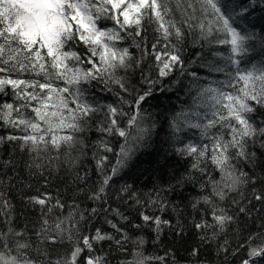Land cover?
Returning a JSON list of instances; mask_svg holds the SVG:
<instances>
[{
    "label": "snow or ice",
    "instance_id": "obj_1",
    "mask_svg": "<svg viewBox=\"0 0 264 264\" xmlns=\"http://www.w3.org/2000/svg\"><path fill=\"white\" fill-rule=\"evenodd\" d=\"M260 3L264 4V0ZM246 11L236 6L230 8L221 0H0V73L8 74L0 77V92L5 86H11L15 98L22 102L0 106V119L5 124L21 127L25 133L7 139L23 140L22 150L26 148L30 154L35 153L28 167H35L37 173L33 174L44 176L46 183L48 177L44 175L43 161L47 160L52 166V160H59L63 153L65 162L70 168L74 167L79 157L72 152L78 146L84 147L78 134L88 130L91 121L102 113L97 130L123 140L110 173L106 171L108 157L93 154L101 181L91 190L88 199L107 203L104 194L110 181L127 166L135 151L146 144L155 127V122L145 114L143 104L152 97L158 84L161 92L168 90L170 86H163V79L177 69L181 75L197 76L187 71L182 45L187 35L198 31L197 40L226 46L228 55L213 53L225 60L223 66L211 61L201 65L210 72L223 73L225 79L197 86L194 108L182 111L171 121L177 141L179 134L187 129L198 130L199 140L207 141L189 140L177 147L176 153L190 157L191 169L202 175L209 173V165L220 174L219 180L209 175L201 184V190L210 187V193L192 204L193 209L201 203L207 205L214 223L202 219L194 227L202 243L211 242L231 224L239 223L238 215L252 219L255 212L261 221L260 230L250 232L246 244L238 245L231 254L235 256L236 251L245 248L246 256L240 259V264H264V174L257 173V169L264 173V155L258 158L254 150L257 145L264 150V118H256V114L264 110V62L245 69L239 66L237 57L255 47L251 43L255 35L243 33L235 25L237 17H243ZM102 21H111L112 26ZM146 21L154 25L157 33L150 53L148 38L144 35ZM126 40L131 41L129 46H123ZM259 44L264 49V36ZM78 45H83V49ZM130 47L141 53L138 59L134 58ZM149 56L154 58L158 79H153L151 72L145 73L143 68ZM134 67L141 70V83L147 87L142 92L137 90L133 100L121 96L118 106L99 104L87 98L85 85L93 82L110 92L116 85L120 92L128 93V83L121 73ZM13 72H28L40 79L9 78ZM123 105H129V109L125 110ZM200 108L205 111H198ZM26 109L33 115L27 116ZM98 148L105 153L114 151L106 139L100 140ZM53 151L57 154L55 157L51 156ZM245 165L252 171L244 170ZM76 179L83 182L85 176L77 174ZM181 183L183 180H177V184ZM127 190V186L122 188L121 195ZM169 190L174 191L175 186H170ZM130 198L134 199V194ZM229 199L231 211L223 206ZM27 203L39 205L42 210L40 223L35 226V240L29 237L27 229L17 230L12 226L11 205L0 194V215L5 217L6 224V230L0 231V264H108L104 255L95 254L96 244L110 241L122 252L128 251L125 244L129 241L137 249L144 244L142 238L132 240L111 219H106V223L120 238L99 228L94 235H83L81 221L85 220V214L76 211L78 205L70 206L66 216L53 219L50 214L55 208L63 209L64 205L59 199L51 203L47 194L28 196ZM150 203L158 204L161 211L166 207L159 197L151 199ZM98 211L109 209L93 207L89 215ZM111 212L122 221L128 219L118 209ZM140 218L145 224L154 225L152 230L157 239L163 227L170 224L167 219L144 212L140 213ZM66 244L70 247L61 254V246ZM229 251L225 239L218 252L227 254ZM190 254L197 256L198 248H193ZM132 256V260H122L120 264H150L153 260L165 264L163 257H149L139 250Z\"/></svg>",
    "mask_w": 264,
    "mask_h": 264
},
{
    "label": "trees",
    "instance_id": "obj_2",
    "mask_svg": "<svg viewBox=\"0 0 264 264\" xmlns=\"http://www.w3.org/2000/svg\"><path fill=\"white\" fill-rule=\"evenodd\" d=\"M222 4L228 7H241L247 9L243 17H237L235 25L243 33H252L255 39L251 42L255 47L247 52L240 59V68H250L253 64L260 65L264 62V49L260 47L259 41L264 36V4L260 0H221ZM179 14L177 13V18ZM103 24L112 26L111 21H102ZM187 31V30H186ZM144 35L147 39V48L151 52V44L155 42L157 33L154 31V25L145 22ZM198 31L187 35L182 45V54L185 66L188 72H195L194 78L190 75H181L177 69L169 77L163 79V86L168 90L161 92V85L156 86L152 97L143 104V110L146 115L155 122V127L151 131V136L146 144L135 151L131 160L125 168L120 170L109 183L104 200L93 201L88 199V195L94 187H97L101 181V175L96 169V159L94 153H99L108 157V166L106 171L110 173L111 167L116 162V152L123 140L118 136H107L97 130V125L103 119V114H98L91 121L89 129L78 134L84 143L83 148L77 147L72 155L79 159L74 167H69L65 162L63 153L60 159H53L51 164L44 160V175L48 177L45 183L44 176L37 173V169L28 165L32 162L35 153H29L27 149L21 148L23 140H8L9 136L21 137L25 133L21 127H13L5 124L0 119V194L3 199L11 205L12 226L17 230L27 229L28 235L35 240V226L40 223L42 210L39 205L27 203L28 196H41L47 194L51 203L57 199L64 205L63 209L55 208L52 215L53 219L66 216L69 207L78 205L77 212H84L85 220L81 221V231L83 235H94L97 228L110 233L117 238L120 234L116 233L107 223L106 219L113 220L132 240L142 238L144 244L142 248L137 249L131 241L125 244L128 251L117 250V245L110 241L101 242L95 245V254L104 255L108 264H120L122 260H132V253L142 251L149 257H163L165 264H225V255H227V264H240V259L246 256V249L240 248L233 256L231 251L237 249V246L246 244L249 233H256L260 230L261 223L257 214L253 213V218L248 219L238 215L239 223H233L225 233L218 234L216 239L211 242H201L199 234L194 225L202 219L207 220L209 224L214 223L211 218L210 209L203 203L197 205L196 209L192 204L201 196L209 194L210 187L201 190V184L211 178L219 180L220 174L212 170L209 165V173L202 175L200 172L192 170V159L190 157L180 156L176 153L177 147H182L189 140L198 143H207L199 140V132L196 129H187L179 134V141L174 139L171 121L182 111H190L194 108V97L197 95V86H203L209 81H220L225 79L223 73L210 72L202 67L209 61L223 66L225 60L216 53L228 55L226 46L212 44L197 40ZM130 40L123 42V46H129ZM82 50L83 45H78ZM135 59H138L141 53L135 48L130 47ZM151 61V64L149 63ZM134 63V61H133ZM154 58L151 56L145 58L143 68L145 73L151 72L153 79H158L155 68ZM234 71V68H231ZM6 73H0V77H5ZM125 76L128 83L129 92L122 93L118 86L113 85L114 91H107L101 84L93 82L91 85H85L88 89L87 98L94 100L99 104L120 105V97L125 100H133L137 90L142 92L147 85L141 83L142 73L139 68L130 69L127 73H121ZM9 78L21 79H40L33 74L24 72L23 74L13 72ZM62 85V82H60ZM29 91H31L29 89ZM5 103L19 105L22 103L17 100L13 94L11 86H5V90L0 92V106ZM35 103V102H33ZM125 110L129 105H123ZM204 112V108L197 109ZM27 116H32L30 109L24 110ZM15 115V114H14ZM257 120L264 118V110L256 114ZM122 126L125 121H121ZM129 131H134L129 129ZM101 139L109 141L113 152L105 153L98 148ZM258 153V158L264 155V150L259 145L254 149ZM44 155V154H42ZM56 152L51 156L55 157ZM59 165L56 167L55 165ZM244 170L251 172L252 169L244 166ZM257 173H260L257 169ZM77 174L85 176L83 182L76 179ZM177 180H183V183L177 184ZM127 186V192L121 195V189ZM170 186H175V190H169ZM134 194L135 198H130ZM250 194V193H249ZM235 195V194H231ZM165 202V209L160 210L159 205H151V199H157ZM139 200L140 203H136ZM219 203V201H217ZM223 206L232 210L231 199L223 202ZM109 209V211H98L95 215H89L91 208ZM111 209H118L120 213L128 217L122 221L118 216L111 212ZM144 212L150 216H160L162 219L170 221L165 225L157 239L156 233L152 230L154 225L145 224L140 218V213ZM140 227H132V225ZM6 230L5 217L0 215V231ZM177 232H182L178 236ZM211 236V229L208 230ZM228 240L229 253L218 252V247ZM70 245L61 246V254L67 250ZM193 248H198V255L193 257L190 252ZM83 255V253H82ZM150 264H160L153 260Z\"/></svg>",
    "mask_w": 264,
    "mask_h": 264
}]
</instances>
